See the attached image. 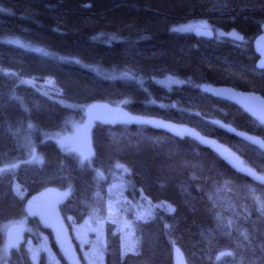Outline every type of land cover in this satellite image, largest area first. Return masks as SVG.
I'll return each instance as SVG.
<instances>
[{
  "label": "trees",
  "instance_id": "16d2710c",
  "mask_svg": "<svg viewBox=\"0 0 264 264\" xmlns=\"http://www.w3.org/2000/svg\"><path fill=\"white\" fill-rule=\"evenodd\" d=\"M195 21L236 37L205 40L175 29ZM263 23L264 0H0V167L17 163L0 172V248L2 225L24 220L29 227L6 264H54L44 250L32 260L24 243L42 238L63 264L49 233L24 215V201L45 187L69 188L60 212L72 237L89 211L104 215L110 196L98 171L114 164L127 168L135 197L170 210L140 218L131 201L118 199L133 246L122 252L119 233L105 221L102 264H171L173 244L187 264H264V188L206 148L145 126L95 124L94 155L81 162L49 137L81 120L94 101L122 103L133 114L216 138L264 174L263 153L206 119L263 140L264 127L198 90L206 83L264 96V69H256L252 49ZM165 75L181 83L167 89L156 81ZM32 149L39 163L27 161ZM221 251L229 253L218 258Z\"/></svg>",
  "mask_w": 264,
  "mask_h": 264
},
{
  "label": "water",
  "instance_id": "95a60500",
  "mask_svg": "<svg viewBox=\"0 0 264 264\" xmlns=\"http://www.w3.org/2000/svg\"><path fill=\"white\" fill-rule=\"evenodd\" d=\"M259 29L260 33L252 42V49L257 57L255 67L261 70L264 69V23ZM191 34L195 38L205 40L214 38L211 28L196 27ZM198 90L212 98L235 106L255 123L264 127V96L261 94L238 90L228 85L206 83L199 84ZM206 120L264 154V140L259 136L237 130L232 125L218 119ZM95 124L109 127L145 126L152 130L162 131L177 139H189L212 152L235 173L264 188V174L246 164L238 153L216 138L201 134L195 128L185 124L155 116L133 114L124 108L122 103L113 105L94 101L84 108L83 119L77 132L72 138L64 140L67 151L76 154L81 162L90 160L94 155L91 132ZM69 196V188L45 187L26 198L23 212L26 218L35 219L41 229L49 233L54 249L63 264H83L72 240L69 227L60 212V206L66 202ZM24 233L25 227L22 224H13L8 227L4 235V249L10 251L19 247L23 243ZM228 253L221 251L216 255L219 258ZM171 264H187L183 252L175 244L171 246Z\"/></svg>",
  "mask_w": 264,
  "mask_h": 264
},
{
  "label": "rangeland",
  "instance_id": "374dc122",
  "mask_svg": "<svg viewBox=\"0 0 264 264\" xmlns=\"http://www.w3.org/2000/svg\"><path fill=\"white\" fill-rule=\"evenodd\" d=\"M210 28L207 24L202 21L195 22H186L175 29L176 31L182 33H190L194 28ZM214 32V37L220 38L221 36L226 37H236L233 33H222V32ZM33 49L41 51L38 47H33ZM158 84L161 86L170 89L176 85H179L181 81L177 79L175 76L165 75L156 79ZM43 85L50 86V81L45 80ZM45 90H50L45 88ZM83 119V118H82ZM81 120H69L68 128L51 133L49 137L57 143V145L63 151H67V146L64 144L65 139L72 138L77 132L78 128L81 125ZM41 160L40 155L34 150H30L28 153L27 161L39 163ZM17 163L1 166L0 172L5 171L7 169L14 168ZM128 170L122 164H114L107 172L102 173L98 171V175L104 178L108 182V192L110 196V201L107 203L104 211V215H99L96 211L91 210L84 218V220L72 227V237L76 240L79 251L82 254V257L86 264H102L101 257L105 248L104 235H103V227L105 225V221L111 222L114 224L115 231L119 233L121 240V251H131L133 246L132 241V231L127 219H123L120 211L116 206V202L118 199L122 201H131V206L134 208L136 215L140 218L149 217L152 215V212L156 208H162L164 210H170V208L165 204H152L142 195L138 194L135 197V193H133L130 189L129 182L127 179ZM131 195H134V199ZM13 224H22L25 227V231H29V227L26 225L24 220H17L5 223L2 225L1 229L3 234L8 227ZM25 245L30 249L31 258L35 261L37 256V252L39 250H44L47 252L48 258L54 264H59L58 259L55 258L52 250L47 245L45 240H39V243L35 246L31 244L29 240L24 242ZM9 251L4 249V245L0 248V264L6 263L8 258Z\"/></svg>",
  "mask_w": 264,
  "mask_h": 264
}]
</instances>
